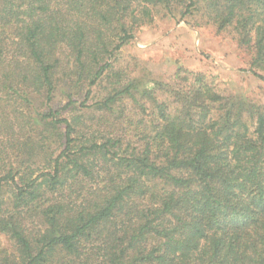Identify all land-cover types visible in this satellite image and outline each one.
<instances>
[{"label": "trees", "instance_id": "1", "mask_svg": "<svg viewBox=\"0 0 264 264\" xmlns=\"http://www.w3.org/2000/svg\"><path fill=\"white\" fill-rule=\"evenodd\" d=\"M160 10L264 82V0H0V264H264V105L116 67Z\"/></svg>", "mask_w": 264, "mask_h": 264}, {"label": "rangeland", "instance_id": "2", "mask_svg": "<svg viewBox=\"0 0 264 264\" xmlns=\"http://www.w3.org/2000/svg\"><path fill=\"white\" fill-rule=\"evenodd\" d=\"M175 14L172 18L165 11L155 12L154 25L144 28L123 47L116 67L133 76L161 81H172L178 68L183 67L206 73L222 94L243 95L264 105V82L251 73L254 53L238 45L234 27L219 31L207 22L204 10L185 19L179 12ZM259 72L264 75V71ZM99 91L96 88L93 99ZM11 248V241L0 233V250Z\"/></svg>", "mask_w": 264, "mask_h": 264}]
</instances>
